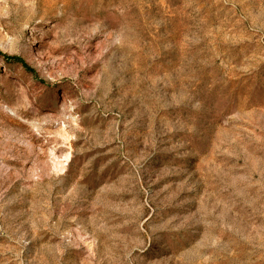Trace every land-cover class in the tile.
I'll return each instance as SVG.
<instances>
[{
    "label": "rangeland",
    "instance_id": "374dc122",
    "mask_svg": "<svg viewBox=\"0 0 264 264\" xmlns=\"http://www.w3.org/2000/svg\"><path fill=\"white\" fill-rule=\"evenodd\" d=\"M0 264H264V0H0Z\"/></svg>",
    "mask_w": 264,
    "mask_h": 264
}]
</instances>
